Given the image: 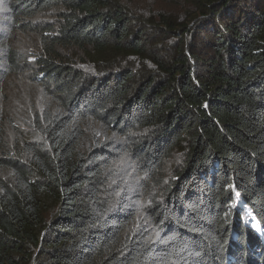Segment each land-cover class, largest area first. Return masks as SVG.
<instances>
[{"label":"trees","instance_id":"1","mask_svg":"<svg viewBox=\"0 0 264 264\" xmlns=\"http://www.w3.org/2000/svg\"><path fill=\"white\" fill-rule=\"evenodd\" d=\"M170 2L0 0V264H264V0Z\"/></svg>","mask_w":264,"mask_h":264},{"label":"rangeland","instance_id":"2","mask_svg":"<svg viewBox=\"0 0 264 264\" xmlns=\"http://www.w3.org/2000/svg\"><path fill=\"white\" fill-rule=\"evenodd\" d=\"M170 1L171 0H131L129 6L138 13L142 12V16L146 13V11L150 12V9H164L172 13L175 7H173V3L171 4ZM2 31L5 30H1L0 26V32ZM31 39H33L31 36L18 35V37L15 39V46L17 48L23 49L26 52H30L32 51V46L35 48V42ZM9 81H12V85L8 86L4 93L0 95V114H2L4 118L7 119H18L19 117L17 116L19 115L20 111L19 109H11L13 104L18 101H24L26 98H28V95H34V97L38 96V93L35 91H30L29 94H24V91L28 89V84L24 83V81H26L25 79L17 78V76L12 75ZM23 119H26V116H24V118L22 117V120ZM249 213L250 212H248V210L245 211L243 209L244 219L248 225H250ZM252 223L255 226V221H253V219Z\"/></svg>","mask_w":264,"mask_h":264},{"label":"bare ground","instance_id":"3","mask_svg":"<svg viewBox=\"0 0 264 264\" xmlns=\"http://www.w3.org/2000/svg\"><path fill=\"white\" fill-rule=\"evenodd\" d=\"M253 221H255L254 219H253ZM252 226L255 228V229H259L260 227L258 226V224L256 223V221H255V226L253 225V223H252Z\"/></svg>","mask_w":264,"mask_h":264},{"label":"snow or ice","instance_id":"4","mask_svg":"<svg viewBox=\"0 0 264 264\" xmlns=\"http://www.w3.org/2000/svg\"><path fill=\"white\" fill-rule=\"evenodd\" d=\"M237 195H239V193H237Z\"/></svg>","mask_w":264,"mask_h":264}]
</instances>
